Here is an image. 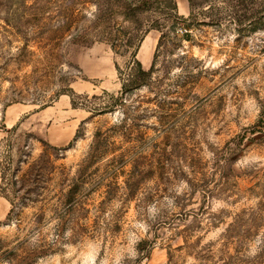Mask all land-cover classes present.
Here are the masks:
<instances>
[{"label":"rangeland","instance_id":"rangeland-1","mask_svg":"<svg viewBox=\"0 0 264 264\" xmlns=\"http://www.w3.org/2000/svg\"><path fill=\"white\" fill-rule=\"evenodd\" d=\"M244 7L0 0V264H264V7Z\"/></svg>","mask_w":264,"mask_h":264},{"label":"trees","instance_id":"trees-1","mask_svg":"<svg viewBox=\"0 0 264 264\" xmlns=\"http://www.w3.org/2000/svg\"><path fill=\"white\" fill-rule=\"evenodd\" d=\"M242 4L245 6L244 8L251 7V9L254 8L255 5H259L261 7H264V0H242ZM259 13V12H258ZM237 21H240V19H237ZM131 73L129 75L131 86L133 85V88L139 87L144 82L142 80L137 81L136 74L140 73L143 76H148V72H146L142 66V64L135 59L130 67ZM128 87L125 85V88Z\"/></svg>","mask_w":264,"mask_h":264},{"label":"crops","instance_id":"crops-1","mask_svg":"<svg viewBox=\"0 0 264 264\" xmlns=\"http://www.w3.org/2000/svg\"><path fill=\"white\" fill-rule=\"evenodd\" d=\"M1 203V202H0ZM7 211H5V208L3 207L1 210H0V219L3 218L5 215H6Z\"/></svg>","mask_w":264,"mask_h":264}]
</instances>
